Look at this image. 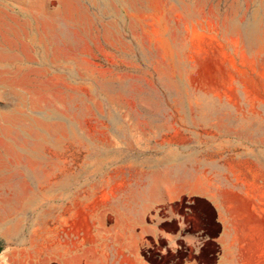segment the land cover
Wrapping results in <instances>:
<instances>
[{
	"label": "rangeland",
	"instance_id": "obj_1",
	"mask_svg": "<svg viewBox=\"0 0 264 264\" xmlns=\"http://www.w3.org/2000/svg\"><path fill=\"white\" fill-rule=\"evenodd\" d=\"M49 13L65 19L69 38L46 39L39 23V56L20 36L21 23L0 14V43L12 49L0 58V80L22 87L24 101L23 119L12 125L1 117V129L14 134L21 126L32 153L42 155L23 158L32 192L40 187L47 197L55 187L54 202L25 205L24 233L36 231L43 214L57 230L81 231L92 219L93 231L104 228L109 212L103 227L96 220L110 210L113 166L147 161L149 168L155 148L168 141L197 143L208 164L221 144L225 168L214 175L201 167L186 184L202 193L216 185L226 198L236 193L243 264H264V0H58ZM189 206L185 196L151 211L154 234L140 250L147 263L186 264L209 254L206 264H214V242L198 254V239H176L219 232L207 221L213 212Z\"/></svg>",
	"mask_w": 264,
	"mask_h": 264
},
{
	"label": "crops",
	"instance_id": "obj_2",
	"mask_svg": "<svg viewBox=\"0 0 264 264\" xmlns=\"http://www.w3.org/2000/svg\"><path fill=\"white\" fill-rule=\"evenodd\" d=\"M55 1L58 0H0V14L5 21L21 23L20 36H23L33 55L39 56L43 52L44 38L39 35L38 26L41 22L46 23L48 29L46 37L44 36L46 39L52 36H58L62 40L69 38L65 19L59 21L50 16L49 12ZM91 1L97 4L100 0ZM60 30L64 32L62 36L59 35ZM17 37L13 41L15 51H19ZM11 50L0 43V58L11 54ZM13 55L19 56L17 53ZM0 102L10 106L15 112L6 116L1 112L0 106V257L10 255L7 259L9 264H149L140 255L142 240L154 234L155 226L148 219L149 214L155 207L179 202L185 196L190 212L193 207L200 205L206 211L214 213L213 218L210 219L209 216L207 221L208 224L218 225L219 232L216 236L207 233L197 238L178 233L176 239L180 237L188 242L198 239V254L201 253V248L214 242L218 246L214 264H243L242 215L234 213L240 205L236 193L230 189V195L226 198L221 196L216 185L207 193H202L186 184L194 175L201 173V167H208L209 173L214 175L225 168L221 144L214 145L212 160L208 164L201 162L202 154L197 150V143L168 141L162 149L159 146L155 148L156 153L151 155L149 168L147 161L136 167L113 166L111 175L106 178L110 182V210H104L103 219L96 220L97 225L103 227L107 223L109 212L110 225L106 224L104 228L93 231L95 220L92 219L81 231L57 230L55 218L43 214L37 217L38 229L25 234L23 224L28 220L25 205L42 204L46 198H51L54 202L55 187L53 185L47 197L40 187L32 192L29 179L26 178L25 182L23 176L30 170L24 165L23 158L25 155H42L35 156L32 153L30 140L24 137L21 126L16 128L14 134L9 133L6 127L5 131L1 129V117L6 121L11 119L12 122L18 120V117L23 119L22 87L18 89L17 85L0 80ZM205 109L209 110H200ZM210 114L202 111L195 113L198 117ZM14 124L15 122L12 123ZM44 142L49 143V140L44 139ZM36 143L40 145V141ZM25 150H28V154L24 153ZM35 184L40 185V182ZM237 221L239 231L236 229ZM208 228L210 229L209 225ZM167 239L169 242L173 240L170 236ZM209 257V254H205L200 260L195 259L186 264H206Z\"/></svg>",
	"mask_w": 264,
	"mask_h": 264
},
{
	"label": "bare ground",
	"instance_id": "obj_3",
	"mask_svg": "<svg viewBox=\"0 0 264 264\" xmlns=\"http://www.w3.org/2000/svg\"><path fill=\"white\" fill-rule=\"evenodd\" d=\"M63 34H64L63 30H60L59 35L62 36ZM57 38H58V36H57ZM60 54H61V53H60ZM58 111H59V110H58ZM60 111H61V110H60ZM62 112H63V111H62ZM62 112H61V113H62ZM63 115H64V114H63ZM73 117H74V116H73ZM79 127H80V126H79ZM82 143H83V142H82Z\"/></svg>",
	"mask_w": 264,
	"mask_h": 264
}]
</instances>
